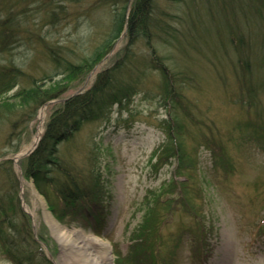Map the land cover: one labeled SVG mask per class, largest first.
I'll use <instances>...</instances> for the list:
<instances>
[{"label": "rangeland", "instance_id": "obj_1", "mask_svg": "<svg viewBox=\"0 0 264 264\" xmlns=\"http://www.w3.org/2000/svg\"><path fill=\"white\" fill-rule=\"evenodd\" d=\"M132 2L0 0V35L5 31L9 35L3 41V48L7 49L0 50V64L12 63L22 72L17 88L7 96L28 87L32 78L52 74L46 45L60 47L62 55L74 64L80 63L83 55L101 42L114 13L127 15ZM250 3L251 0H153L152 12L157 22L150 48L138 43L134 51L138 56L137 69L144 70L143 77L135 83L126 104L120 108L114 104L103 122L89 124L82 132V136L89 130L98 132L102 146L104 187L100 198L89 208L90 219L57 220L32 180L22 176L25 155L14 158L31 147L39 111L43 114L42 132L56 104L83 91L97 71L123 55L126 31L119 34L95 67L68 84L61 97L45 102L34 113L31 108L21 110L13 102V112L6 117L0 115V155L6 152L5 158L13 159L11 175L17 180V191L13 183L10 189L12 195L15 191L18 208L25 216L15 218L20 239L31 237L39 245L30 264H114L115 248L134 258V264H264V109L259 117L249 113L244 102L253 100L251 82H240L226 68L229 61L238 60L227 43L228 27L239 25L256 40L258 30L264 29V12L261 10L263 25L259 27ZM257 4L264 8V0ZM166 28L177 29L187 54L177 49V40L166 35ZM229 41L238 45L236 36ZM259 46L262 49L263 44ZM148 50L163 62L174 82L183 80L178 70H186L194 74L193 81L198 84L194 87L182 82L187 85L182 93L192 107L184 133L185 150L193 167L191 174L178 173L177 160L169 157L171 152L163 147L153 152L166 141L168 125L164 119L169 96L164 89L162 66L149 62ZM263 74L264 70H255L252 79L258 82ZM257 104L264 108V99ZM16 146L18 150L10 152ZM187 176L202 191L193 199L192 213L180 200L181 190L188 191L187 186L180 185ZM7 178L0 169V194L9 189ZM147 197L160 217L149 222H145L144 212ZM164 205H168L167 209H163ZM58 210L62 211L63 206ZM45 211L59 225V231L47 221ZM140 228L147 231L143 249L151 252L149 258H142V247L136 239ZM71 237L93 249L96 259H86L76 244L70 245ZM198 250L204 251L201 256ZM0 264H14L1 244Z\"/></svg>", "mask_w": 264, "mask_h": 264}, {"label": "trees", "instance_id": "obj_2", "mask_svg": "<svg viewBox=\"0 0 264 264\" xmlns=\"http://www.w3.org/2000/svg\"><path fill=\"white\" fill-rule=\"evenodd\" d=\"M258 1L251 0L250 5H252L254 18L260 27L263 25L262 12H264V8L259 7ZM152 7L153 0H133L127 15L123 12L114 13L108 31L101 42L89 54H84L78 64L72 63L69 57L62 55L60 47L46 45L52 64V74H45L40 79L32 78L28 87L17 89L10 97L7 94L11 89L17 88L18 78L22 72L12 63L0 64V115L6 117L7 115L5 114L13 112V109H11L14 105L13 102L19 105L18 108L21 110L31 108L34 113L45 102L61 97L68 84L78 77L79 74L86 73L95 67L119 34L124 30L126 31L127 41L123 49V55L111 65L97 71L91 84L83 91L70 95L64 101L55 105L44 124L36 147L22 161V176L32 180L35 189L40 195L45 197L48 201L49 209L60 222H74L77 219L76 217H80V219L87 217L90 219L92 209L89 210V208L92 202L101 196L104 179L100 164L102 156L100 137L98 132L96 133L92 130H89L85 136H82V132L85 126L89 124L103 122L114 104L119 106V108L126 104L134 93L135 83L143 77L144 70L137 69L136 58L138 56H136L134 51L138 43H143L147 49L148 47L150 48L156 21ZM8 17L13 19L11 14L10 16L8 14ZM225 29L227 30V28ZM176 31V28L172 30H167L166 28L164 30L168 37L177 40V49L184 50L187 54L180 44ZM228 31L225 32L229 35V40H232L233 36L238 38V45H234L231 41L233 48H231L229 44L231 42L227 39L231 52L233 53V50L235 52V57L232 54L233 57H237L238 60L229 61L226 67L227 71L231 76L238 78L240 82L243 80L251 82L254 90L252 92L253 100L251 102L247 100L244 105L249 109L250 114L259 117L262 114L261 109H264L259 108L257 104L258 100L264 99V74L259 77L257 82L252 79V72L264 70V29L260 28L258 30L257 40L252 38L251 33L248 32L249 30L242 31L239 25L235 27L229 26ZM13 33L14 29H12L11 35ZM7 36L9 35L6 31L0 35L1 51L7 49L3 48V45H6L3 41L5 39L6 41L8 40ZM261 43L263 44L262 49L259 46ZM172 49L174 50V46ZM147 52L150 55L148 60L151 64L163 65V62L159 60L153 51H151L152 53L149 50ZM7 62L10 61L8 60ZM147 63L145 61V64L150 66V63ZM162 69L166 79L164 81V89L169 96L166 100V104L169 106L168 115L164 119L168 127L165 133L166 141L156 147L153 152L155 154L160 147H163L162 150L171 152L169 157L175 158L178 162L176 166L177 172L183 173L182 175L184 176L186 173L191 174L193 167L190 166L191 156L185 150L184 140V133L188 128L185 123L191 118L190 108L192 107L190 100L186 99L182 93L187 86L183 85V83L194 85V87H198V84L194 82V74L186 72V70H178L177 73L182 74L183 80L174 82V76L172 79V75L164 66H162ZM178 69L180 68L178 67ZM134 74L136 77H134ZM17 150L18 146L12 148L10 152H16ZM6 154L4 152L0 155V169L8 176L6 183L9 182L10 186L7 191H3V194H0V244L6 249V254L14 264H30L33 257L35 259L34 255L38 254L39 245L31 237L25 236L20 239L21 233L15 218L22 215L24 219L25 216L20 212L17 205L18 199L15 195L17 180L11 175L12 160L5 158ZM194 162L195 159L192 163ZM190 180L191 177L187 176L186 181L180 182L181 186L188 187L186 193L181 190L180 200L186 206V211L192 213L195 207L193 199L195 195H201L202 191L195 185L193 186ZM11 183H13L12 187L15 189L13 195L10 189L12 188ZM166 187L168 186L162 188ZM194 191L196 194H193ZM145 199V205L147 206L144 211L147 217H145V222L151 221L155 216L160 218L156 214V207L149 205L150 200H148V197ZM13 202L16 203V207ZM59 206H63L62 211L58 210ZM167 206L164 205L163 209H167ZM7 230L14 233L16 237L8 234ZM27 230L29 233L28 225ZM17 233L18 235H16ZM146 234V229L140 228L136 238L139 246L142 247V258H149L151 253L143 249V240ZM29 236L31 235L29 234ZM136 243L135 246H137ZM114 252V264H134V258L131 256L130 258L124 256L116 248ZM197 252L201 256L204 251L198 250ZM44 259L46 260L47 258ZM136 259L139 261L140 257H136Z\"/></svg>", "mask_w": 264, "mask_h": 264}, {"label": "bare ground", "instance_id": "obj_3", "mask_svg": "<svg viewBox=\"0 0 264 264\" xmlns=\"http://www.w3.org/2000/svg\"><path fill=\"white\" fill-rule=\"evenodd\" d=\"M42 118H43V114H42V111H39V124L37 126V129H36V135H35V138L33 140V143L31 145V147L29 149H27L23 154H19L15 157V159H19L20 157H22L23 155H25L33 146L35 143H37V140H38V137L40 135V131H41V124H42ZM35 192V191H34ZM36 197L43 202V200L41 199V197L39 196L38 193H36ZM45 217L47 218V221L50 223V225L53 226V228L56 230H60L61 228H59V225L56 223V221L51 217V215L45 211ZM72 238V237H71ZM79 240V239H77ZM96 241H99V240H96ZM101 243V245L105 244L107 245L105 242H102V241H99ZM76 244V248H77V251L81 252L86 259H90L93 255L95 256V253H94V250L91 249V248H88L86 246H82V243H78L77 241H75L73 238L71 239V244L70 245H75ZM91 258V259H96V258Z\"/></svg>", "mask_w": 264, "mask_h": 264}, {"label": "water", "instance_id": "obj_4", "mask_svg": "<svg viewBox=\"0 0 264 264\" xmlns=\"http://www.w3.org/2000/svg\"><path fill=\"white\" fill-rule=\"evenodd\" d=\"M38 140H39V137H38ZM38 140H37V142H38ZM36 144L37 143L34 144V146L31 148V150L27 154H29L35 148Z\"/></svg>", "mask_w": 264, "mask_h": 264}]
</instances>
